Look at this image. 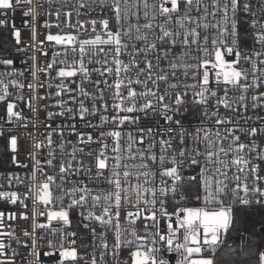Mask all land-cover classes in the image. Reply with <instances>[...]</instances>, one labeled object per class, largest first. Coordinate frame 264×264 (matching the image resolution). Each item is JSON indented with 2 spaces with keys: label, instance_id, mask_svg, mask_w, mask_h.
<instances>
[{
  "label": "snow or ice",
  "instance_id": "snow-or-ice-1",
  "mask_svg": "<svg viewBox=\"0 0 264 264\" xmlns=\"http://www.w3.org/2000/svg\"><path fill=\"white\" fill-rule=\"evenodd\" d=\"M59 2L0 0L31 36L0 48L2 163L27 170L0 174V264H217L264 233V0Z\"/></svg>",
  "mask_w": 264,
  "mask_h": 264
},
{
  "label": "built area",
  "instance_id": "built-area-1",
  "mask_svg": "<svg viewBox=\"0 0 264 264\" xmlns=\"http://www.w3.org/2000/svg\"><path fill=\"white\" fill-rule=\"evenodd\" d=\"M48 7H49L48 4L44 5L45 10H47ZM56 7H60L59 0H53L52 10L54 11ZM7 17H8V22H7L6 27H0V28H3L6 30V34L9 38V41H11L10 42L11 48L8 50H5V53L8 51L15 52V48L13 47V45L15 44V41H14V39H12L10 37V33H9V30L13 29V28L21 31L22 40L24 42L23 46L25 48H27L29 46V44L31 43V36H30V29L25 27V21L30 20V17H24L20 8H17L14 12L9 10L7 13ZM3 18L4 17L0 16V19H3ZM46 19H49V17L46 15L42 16L41 17V23H43V21ZM51 19L55 20V17L53 16V17H51ZM40 31L42 33L47 32V30H45V29H41ZM52 31L56 32L57 29H52ZM66 31H67V29H66ZM16 47H19V46H16ZM30 55H31L30 51L17 54L14 58L13 65L8 70H15L17 72H23L25 75V78H27V80H31V76L28 72L26 65L24 63H21V60L26 59ZM49 59H50V57H49ZM41 60H43V58H41ZM30 63L31 62L29 61V64ZM3 71H5V68H4V66L0 65V72H3ZM72 87H75V85H72ZM40 91H41V94H44L45 92H50L53 94L50 100L42 101L41 103H51L54 105L55 100L59 99V97L54 96V92L56 91L55 88H53V89H46L45 88V89H41ZM21 109L23 110V112L26 116H31V113L29 112L28 108L24 105L23 102H19V107L17 108V110H21ZM48 110H54V109L50 108ZM46 111L47 110L41 111V118H44L46 116ZM4 115H6V105L0 104V116H4ZM60 119H61L60 117H56L55 120L52 121L53 125L58 123L60 121ZM2 127H5V126L2 123H0V128H2ZM13 128L15 131L20 133L19 143L21 145V149L23 152L24 146L28 143V141L26 139L27 130L22 129V128L17 129V128H15V125L13 126ZM41 130H43V128H41ZM81 130L82 131H91V129H84L83 127L81 128ZM32 131L35 132V129H32ZM54 139H56V137H54ZM3 143H4V141L2 139H0V174L15 170L18 175H24L27 170H25V169H13V166H11L10 164L5 166L2 163L6 159V157H4L2 155V153L4 151ZM20 158L22 160H25V162H27V158L23 154L21 155ZM0 182L6 183V181H0ZM8 208H12L13 211L16 210L15 208H13V206L5 205L2 201H0V210H7ZM72 217H73V230L82 231V229H78L76 227V223H75V221L77 219H79L78 214L76 212H73ZM14 246L17 247L18 250H22V246H19V245H14ZM171 256H172V258H171ZM165 258L169 261V264H175V254L174 253L173 254L165 253ZM19 260H20V257H17L18 262H19ZM42 260H43V264H51V262H52V258H50V257H42Z\"/></svg>",
  "mask_w": 264,
  "mask_h": 264
},
{
  "label": "trees",
  "instance_id": "trees-1",
  "mask_svg": "<svg viewBox=\"0 0 264 264\" xmlns=\"http://www.w3.org/2000/svg\"><path fill=\"white\" fill-rule=\"evenodd\" d=\"M0 48L8 50L11 48L6 30L0 28ZM240 224L237 225V228ZM253 231L251 228L248 230ZM228 245H231L229 247ZM264 247V236L258 230L253 235L247 237L245 243L241 247V237L235 234V231L229 235L227 244L222 246L221 255L217 258V264H250L253 260V253Z\"/></svg>",
  "mask_w": 264,
  "mask_h": 264
},
{
  "label": "water",
  "instance_id": "water-1",
  "mask_svg": "<svg viewBox=\"0 0 264 264\" xmlns=\"http://www.w3.org/2000/svg\"><path fill=\"white\" fill-rule=\"evenodd\" d=\"M262 233V232H261ZM263 234V236H264V233H262ZM171 258H172V256H171Z\"/></svg>",
  "mask_w": 264,
  "mask_h": 264
}]
</instances>
